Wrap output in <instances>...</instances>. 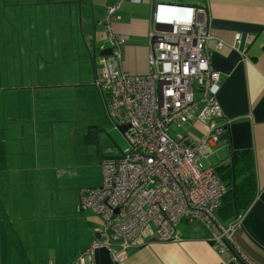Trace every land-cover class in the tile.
Returning a JSON list of instances; mask_svg holds the SVG:
<instances>
[{
  "label": "crops",
  "instance_id": "1",
  "mask_svg": "<svg viewBox=\"0 0 264 264\" xmlns=\"http://www.w3.org/2000/svg\"><path fill=\"white\" fill-rule=\"evenodd\" d=\"M118 3L0 0V54L34 64L6 76L0 71V264H76L98 238L102 221L82 208L79 188L99 187L100 161L123 152L112 142L117 129L96 83L105 57L100 55L110 49L98 39L104 35L109 44L103 21ZM165 4L206 11L208 51L222 79L219 124L228 125L210 154L223 149L228 158L217 155L210 167L228 164L234 151H251L257 196L240 221L226 228L233 246L222 244L224 252L215 249L217 237L207 225L183 220L177 242L150 238L119 255L120 262L100 248L87 264H264V0H125L113 24L125 42L119 65L124 72L149 73L153 15ZM18 8L33 13L31 19H18ZM10 28L16 29L11 35ZM76 54L86 60L74 69L69 65ZM84 99L94 110L90 118L79 115ZM189 131L208 134L197 121Z\"/></svg>",
  "mask_w": 264,
  "mask_h": 264
},
{
  "label": "built area",
  "instance_id": "2",
  "mask_svg": "<svg viewBox=\"0 0 264 264\" xmlns=\"http://www.w3.org/2000/svg\"><path fill=\"white\" fill-rule=\"evenodd\" d=\"M124 1L107 9L103 24L112 54L99 59L96 83L108 95L111 119L129 127L128 147L100 161L99 187L80 192L82 208L103 225L76 264H87L100 248L120 262L119 255L144 247L150 238L177 242L176 227L183 220L221 230L214 236L224 252L221 245L233 242L214 214L227 190L214 168L202 163L228 132L227 124L216 123L222 118L221 77L208 51V16L203 9L158 5L149 33V73L131 75L120 69L125 42L113 29ZM195 121L207 127V135L189 131ZM173 125H187L188 131L173 137Z\"/></svg>",
  "mask_w": 264,
  "mask_h": 264
},
{
  "label": "trees",
  "instance_id": "3",
  "mask_svg": "<svg viewBox=\"0 0 264 264\" xmlns=\"http://www.w3.org/2000/svg\"><path fill=\"white\" fill-rule=\"evenodd\" d=\"M103 94L108 100V95L104 92ZM214 172L227 190L222 204L215 211L214 216L218 225L228 229L229 226L240 221L257 196V180L253 153L251 151H234L231 162L228 164H220L219 167L214 168ZM202 223L208 226L206 222ZM224 224H227V226ZM208 228L215 235H220V231L217 228L211 226H208ZM212 241L215 249H219V242L217 240Z\"/></svg>",
  "mask_w": 264,
  "mask_h": 264
},
{
  "label": "rangeland",
  "instance_id": "4",
  "mask_svg": "<svg viewBox=\"0 0 264 264\" xmlns=\"http://www.w3.org/2000/svg\"><path fill=\"white\" fill-rule=\"evenodd\" d=\"M199 0H194V3H198ZM186 6H188V4H186ZM17 17L18 19H22L23 16L25 21L31 19L33 13H30V16L29 17V12L28 11H23L22 8H18L17 9ZM1 20H2V15L0 13V35L2 34L1 32ZM10 20L12 22H16V16L15 14H12L10 15ZM62 24V23H60ZM66 31V28L64 29ZM16 29H13V28H10V35L12 32H15ZM99 42H102L106 47L110 46V42L108 44V41L106 39V36H102L100 35L99 36ZM0 47H2L1 43H0ZM0 52H2V50H0ZM80 55L79 54H76V61L74 62L73 60L70 61V65L72 68H79V66L82 65V63L86 60L85 57H79ZM56 63V62H55ZM58 63V62H57ZM59 64V63H58ZM29 66H34V64L32 63L31 65H29V60H22L19 55H17L15 58H13L12 56L8 59L5 55L3 54H0V71L4 72V76H6L7 74L9 73H12L14 70H17V69H21V68H26V67H29ZM59 67V66H58ZM57 67V68H58ZM60 104V102H58ZM66 105H68V103H66ZM80 106V114L79 115H84V116H88L89 118L92 116L94 110H93V107H92V104L87 100V99H84V100H81L80 104L78 105ZM200 109H202V106L200 107ZM216 123L219 124V120L216 121ZM60 127L62 126V124L59 125ZM188 131V127L187 125H184L182 127H178L177 125H173L171 127V136H178V134H185L186 132ZM67 132V130H66ZM65 134V133H64ZM112 142H116L118 144V147L121 148L122 151H125L128 147V142L126 140V138L124 137V135H121L119 132H115V138L113 139ZM82 150V148H79L78 149V153L79 151ZM80 154V153H79ZM223 156V160H225L226 158H228V153L227 151L225 150H216L214 152L213 155H211L208 159H203L202 160V163L205 165V166H216L215 165V161L219 158H215L216 156ZM92 161L94 162V156H92ZM220 164V162H219ZM102 175V173H101ZM83 184V182L81 183ZM85 188V186L81 185V187L79 189H82ZM81 190V191H82ZM80 191V192H81ZM88 211V213H91V211L89 209L86 210V212ZM195 224H198L200 226L201 225H205L204 223H202L201 221H196L194 222ZM185 224V223H184ZM193 224V223H192ZM103 225V223H102ZM181 225V224H180ZM179 225V227H180ZM187 225V224H186ZM206 226V225H205ZM102 227V226H101ZM179 227L177 229V236L179 237Z\"/></svg>",
  "mask_w": 264,
  "mask_h": 264
},
{
  "label": "water",
  "instance_id": "5",
  "mask_svg": "<svg viewBox=\"0 0 264 264\" xmlns=\"http://www.w3.org/2000/svg\"><path fill=\"white\" fill-rule=\"evenodd\" d=\"M166 6H174V7H178V6H182L181 5H177V4H165ZM112 54V51L111 49H105L103 50V52L101 53V57L103 56H109ZM93 57H96V55L94 54ZM113 121V125L115 126V128L117 129V131L121 134V135H124L125 137V133L126 131L129 129V127L127 125H120L118 122H116L115 120H112ZM234 190H235V178H234ZM237 214V213H236ZM154 241H156V239H154Z\"/></svg>",
  "mask_w": 264,
  "mask_h": 264
},
{
  "label": "clouds",
  "instance_id": "6",
  "mask_svg": "<svg viewBox=\"0 0 264 264\" xmlns=\"http://www.w3.org/2000/svg\"><path fill=\"white\" fill-rule=\"evenodd\" d=\"M182 6H184V7H191V6H185V5H182ZM193 8V7H192Z\"/></svg>",
  "mask_w": 264,
  "mask_h": 264
}]
</instances>
